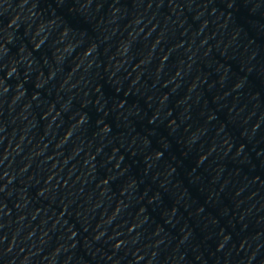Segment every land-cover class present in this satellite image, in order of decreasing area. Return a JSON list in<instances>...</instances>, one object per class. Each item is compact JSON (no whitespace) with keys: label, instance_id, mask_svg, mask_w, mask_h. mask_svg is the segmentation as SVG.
<instances>
[{"label":"water","instance_id":"95a60500","mask_svg":"<svg viewBox=\"0 0 264 264\" xmlns=\"http://www.w3.org/2000/svg\"><path fill=\"white\" fill-rule=\"evenodd\" d=\"M182 264H264V0H60Z\"/></svg>","mask_w":264,"mask_h":264}]
</instances>
